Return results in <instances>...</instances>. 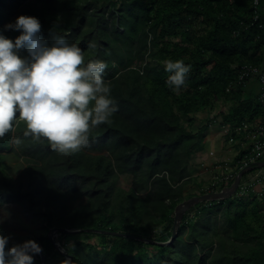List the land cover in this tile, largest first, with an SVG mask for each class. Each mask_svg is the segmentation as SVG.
<instances>
[{"label": "trees", "instance_id": "16d2710c", "mask_svg": "<svg viewBox=\"0 0 264 264\" xmlns=\"http://www.w3.org/2000/svg\"><path fill=\"white\" fill-rule=\"evenodd\" d=\"M253 1L0 0V34L15 41L21 31L5 26L20 15L36 17L49 44L54 31L81 49L85 64L108 65L103 78L118 107L111 124L91 129L89 146L70 155L25 137L26 125L16 124L0 138V201L14 197L47 229L82 228L58 237L71 264H264V188L250 198L199 202L169 244L98 232L99 243L76 239L74 251L65 240L91 232L84 229L171 238L176 206L202 194L184 193L197 181L188 167L205 148L213 119L197 126V113L229 100L222 123L245 133L263 116L260 80L238 82L243 65L264 67V0L257 7ZM168 59L191 66L179 94L166 84ZM256 83L258 93L248 95ZM246 135L233 134L238 159L251 152ZM13 154L26 159L18 176L8 159ZM121 174L132 175V186L119 184ZM0 235L9 237L1 224ZM31 240L47 264H66L49 234ZM13 244L9 239L6 249ZM33 264H43L40 254H33Z\"/></svg>", "mask_w": 264, "mask_h": 264}, {"label": "clouds", "instance_id": "9594fccd", "mask_svg": "<svg viewBox=\"0 0 264 264\" xmlns=\"http://www.w3.org/2000/svg\"><path fill=\"white\" fill-rule=\"evenodd\" d=\"M5 29L21 34L15 41L0 34V138L23 122L25 137L34 142L47 141L57 153L70 155L88 147L90 130L111 124V117L118 110L103 78L108 65L99 60L85 64L81 49L54 31L49 44L40 35L41 24L36 17L20 15ZM89 47L94 48L95 44L90 43ZM23 52L27 55H21ZM163 64L171 73L166 84L179 94L191 66L170 59ZM225 163L234 167L232 162ZM258 168L262 167L248 169L241 180ZM241 169L218 191L230 187ZM10 238L0 235V264H33V254L42 252L34 240L6 249Z\"/></svg>", "mask_w": 264, "mask_h": 264}, {"label": "rangeland", "instance_id": "374dc122", "mask_svg": "<svg viewBox=\"0 0 264 264\" xmlns=\"http://www.w3.org/2000/svg\"><path fill=\"white\" fill-rule=\"evenodd\" d=\"M259 51H253V52H259ZM259 89H260V85L256 83L255 85H252L250 87L247 93L248 95L250 93L257 94ZM230 106H231V102L229 100L222 99L218 102V104L214 109L211 110L209 107H206L197 113L201 121V122L200 121L196 122L197 126L202 124V122L204 123L205 119L207 118H211V119L213 118V119L210 122L208 129L205 131V141H206L205 148L203 150L194 152L188 167L190 175L193 176V178H197V181H190L189 183H187L184 187V193L192 191L198 193L202 192L203 194L204 192H206L204 189L205 188L206 190L208 189V185L211 187V182L213 181V176L215 173L214 170L219 169V167H217L219 163L218 162L214 163L215 160L214 157L218 159V154L222 153V151H220L221 150L220 148L219 151L217 150V148L215 149L216 146L215 147L213 146L212 144L213 141L222 142L226 147L229 146L233 148L234 151L232 153H229V156L233 157L234 154L236 153L235 148L238 149L237 148L238 145L237 142L232 143L231 139L229 140V137H234L236 138L235 141H237V137L233 136V134H237L238 136H240L241 133L244 134L247 133V132L245 133V130L243 129H241L240 131L239 127L235 128V131L230 130L228 124L222 123L223 121L222 114L227 112ZM250 125L251 123H249L248 128L250 127ZM194 130L196 131L197 128H194ZM226 138H228V140ZM224 152L225 151H223V153ZM92 153H97V152H92ZM8 159H9V163L12 166L13 175L18 176V174L22 171L24 165L26 164V159L24 158V156L19 157L18 155L15 154H13L12 157ZM229 160L230 163L232 162V164L234 165L233 168L237 167L238 164L237 156L233 160L231 159ZM198 181L205 182L202 188L201 186L200 187L198 186L197 184ZM119 184L125 188L132 186L133 184L132 175L121 174L119 179ZM249 196L250 195L248 194L245 196V198H250ZM236 197L237 195L235 194L225 200H230L234 198L236 199ZM82 200L83 197L77 199L76 206ZM213 201H218V200H213ZM195 205L187 209V212ZM262 211L264 212V206H262ZM0 224L3 226V228L6 231H8L9 237H11L10 239H15L18 243H23L27 240H31L32 237H38L42 234H49L50 232V230L45 227V222L43 220L38 219L34 215H32L30 211L25 209L23 207V204L17 201L14 197H9L4 199L3 201H0ZM134 235L138 236L135 237L134 239L146 241L144 240L145 238L144 236L139 234H134ZM98 236H99L98 232L97 235L95 233L88 232L81 235H73L72 237H69L68 239L65 240L67 243L71 245V248L74 251H76L78 248V246L74 245L76 239L86 240L97 244L100 241ZM154 252L152 251L151 254H154Z\"/></svg>", "mask_w": 264, "mask_h": 264}, {"label": "built area", "instance_id": "2783aa9c", "mask_svg": "<svg viewBox=\"0 0 264 264\" xmlns=\"http://www.w3.org/2000/svg\"><path fill=\"white\" fill-rule=\"evenodd\" d=\"M254 6L260 4V0L253 1ZM257 18V15H256ZM258 78L262 84V92L260 101L263 108V116L261 121L251 124V128L247 131L245 146H250L251 152L242 156L237 160V167L233 168L229 163H219V169L214 170L213 181L211 187L208 186V192L220 190L224 185L229 184L235 177L239 168L253 165L258 161L264 160V67H259L252 64H245L241 67L238 77V82L244 84L251 78ZM235 141L234 137L230 138ZM259 188H264V167L247 172L241 180L238 188V193L241 196L255 193ZM206 189V188H205Z\"/></svg>", "mask_w": 264, "mask_h": 264}, {"label": "water", "instance_id": "95a60500", "mask_svg": "<svg viewBox=\"0 0 264 264\" xmlns=\"http://www.w3.org/2000/svg\"><path fill=\"white\" fill-rule=\"evenodd\" d=\"M257 167H264V160L263 161H258L257 163L253 164V165H249L246 166L244 168H242L238 175L236 176L234 182L232 183V185L230 187L225 188L224 190L218 191V192H210V193H203V194H199V195H195L192 197H189L187 199H184L182 202H180L176 208H175V218H174V231L173 234L171 236V238L168 241L165 242H159L157 240H150V239H145L146 241L149 242H155V243H159V244H169L171 243L175 238L176 235L178 233V230L181 226L182 220L184 215L187 212V209H189L191 206L199 203V202H203V201H210V200H221V199H226L231 197L232 195L235 194V192L238 189L240 180L243 176V174L248 170V169H252V168H257ZM49 236L51 238V240L54 242V244L57 246V248L59 250H61L63 253L66 254L67 257V262L66 264H70L72 261V255L69 254L64 248L63 246L60 244V242L56 239L58 234L61 232H66V233H75V232H81L83 231L82 228H65V227H52L49 229ZM86 231H94V232H107V233H112V234H116V235H121V236H125V237H138L132 233H127V232H119V231H106L103 229H84ZM41 254V259H42V263L43 264H47L46 262V256L42 250Z\"/></svg>", "mask_w": 264, "mask_h": 264}, {"label": "crops", "instance_id": "0c3cea01", "mask_svg": "<svg viewBox=\"0 0 264 264\" xmlns=\"http://www.w3.org/2000/svg\"><path fill=\"white\" fill-rule=\"evenodd\" d=\"M227 139V138H226ZM212 144H213V146L215 147V149L217 148V150L219 151L220 149V151H222V153H220V154H218V159L217 158H215L214 157V163H216V162H218V163H225V162H230V160L229 159H231V160H233L237 155H238V153L240 152V149L238 148V149H236L235 147V150H236V153L234 154V156L233 157H231V156H229V153H232L234 150H233V148H231V147H229V146H225L224 145V143H222V142H217V141H213L212 142ZM220 148V149H219ZM212 149V148H211ZM213 150V149H212ZM223 151H225L224 153H223ZM227 153V154H226ZM219 160H220V162H219ZM262 190V188H259L256 192H258V191H261ZM235 194L237 195V197L238 196H240L241 197V195L238 193V192H235ZM234 194V195H235ZM250 196H252L251 194H249ZM233 196V195H232ZM230 198V197H229ZM227 199V198H226ZM221 200H225V199H221Z\"/></svg>", "mask_w": 264, "mask_h": 264}]
</instances>
